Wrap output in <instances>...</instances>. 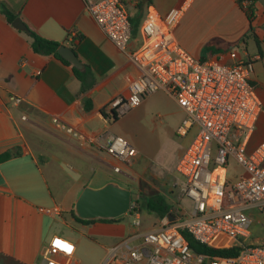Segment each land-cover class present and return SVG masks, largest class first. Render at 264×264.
<instances>
[{
	"label": "crops",
	"instance_id": "1",
	"mask_svg": "<svg viewBox=\"0 0 264 264\" xmlns=\"http://www.w3.org/2000/svg\"><path fill=\"white\" fill-rule=\"evenodd\" d=\"M131 21L139 22L127 54L120 52L98 27L85 9L84 0H0L18 14L26 26L39 36L69 47L75 46L79 60L94 74V85L85 93L73 74L72 67L52 55H40L32 49V37L10 24L0 6V154L19 151L20 156L0 164V264H42L43 252L51 238L64 236L54 225L39 217L64 218L79 227L77 238L69 237L76 246L74 264L81 240L87 242L91 258L96 245L101 251V264L107 251L136 231L117 222L77 221L71 215L78 192L85 186L99 188L120 179L129 185L151 174L147 167H135L141 152L130 164L122 165L96 146L80 144L51 122L58 117L89 137L105 130L112 132L118 122H106L102 111L118 95L128 92L139 75L128 53L143 44L141 24L150 10L164 17L182 8L174 28L178 44L195 58L221 57L226 64L259 56L255 62L252 84L263 103L251 147L264 143V6L254 4L255 33L258 48L249 36L250 22L238 0H123ZM73 34H78L75 39ZM253 45V49L251 46ZM22 99L19 104L10 96ZM86 100L91 109H86ZM26 119H22V117ZM183 120V119H182ZM113 133V132H112ZM151 172V173H149ZM99 183L100 186L95 185ZM118 183V182H117ZM58 207L54 217L45 209ZM29 208L19 220L5 212ZM44 208V209H42ZM59 221V220H57ZM64 223V220H60ZM68 239V238H67ZM41 244L34 255V247Z\"/></svg>",
	"mask_w": 264,
	"mask_h": 264
},
{
	"label": "built area",
	"instance_id": "2",
	"mask_svg": "<svg viewBox=\"0 0 264 264\" xmlns=\"http://www.w3.org/2000/svg\"><path fill=\"white\" fill-rule=\"evenodd\" d=\"M85 9L107 38L127 54L133 37L132 24L123 0H84ZM248 1L244 2L247 7ZM182 8L166 16L150 10L141 24L143 44L128 53L139 75L125 95L113 98L104 108V120L134 109L141 101L158 91L171 96L185 116L177 128L179 137L195 135L176 164L183 177L179 186L181 204L161 219V224L147 231H136L112 246L101 264H264V244L251 242L253 216L264 217V143L251 147L263 103L252 84L254 65L259 56L226 64L221 57L195 58L183 49L174 35ZM79 39L78 34H73ZM15 104L22 99L10 96ZM26 119V117H22ZM54 128L80 144L96 146L113 157L122 173V165L132 162L137 149L124 137L109 130L89 137L58 117H52ZM231 163L240 171L229 174ZM132 209V207H131ZM44 213L58 217V207ZM132 225L142 226L139 212L129 214ZM225 235L234 243L214 244ZM186 235L213 248L239 247L235 257L212 256L193 252ZM57 242H60L58 244ZM62 245H69L71 251ZM75 244L55 235L43 252L42 264H74Z\"/></svg>",
	"mask_w": 264,
	"mask_h": 264
},
{
	"label": "rangeland",
	"instance_id": "3",
	"mask_svg": "<svg viewBox=\"0 0 264 264\" xmlns=\"http://www.w3.org/2000/svg\"><path fill=\"white\" fill-rule=\"evenodd\" d=\"M253 49V45L251 46ZM185 113L183 109L176 103V101L164 91H158L145 97L140 104H138L130 112L124 116L119 117L118 122L112 127V132L115 135L124 137L132 145L136 146L141 152L135 167H147L151 174L140 178L136 182L130 181L129 185L120 179L115 180L122 186L134 193L143 197H148L155 193L163 194L172 207L176 204H181L185 207H190V202L182 198L179 192V186L183 182V177L175 170L176 164L183 155L185 149L189 145L196 130H193L186 137H179L177 135V128L180 125ZM130 164V163H129ZM125 165V164H123ZM229 174L235 171H240L236 164L231 163L228 168ZM95 185L100 186L99 183L94 182ZM44 209V208H42ZM4 214L11 217H16L18 220L23 214H31L29 208L5 212ZM141 229H153L161 224V219L155 215L141 212ZM45 223L54 225L58 232L64 233L65 238L79 235V227L73 223L68 216L64 218L39 217ZM61 219L64 223H61ZM255 224L252 226V236L249 239L251 242H259L264 244V217L260 215L253 216ZM133 218L127 214L124 217L126 226L133 229ZM231 245L233 240L225 235L218 236L214 244ZM87 242L81 240L79 246L80 264H99L101 258V251L94 245L96 254L91 258L90 250L87 248ZM41 244L36 245L33 249V254L39 251Z\"/></svg>",
	"mask_w": 264,
	"mask_h": 264
},
{
	"label": "trees",
	"instance_id": "4",
	"mask_svg": "<svg viewBox=\"0 0 264 264\" xmlns=\"http://www.w3.org/2000/svg\"><path fill=\"white\" fill-rule=\"evenodd\" d=\"M248 1L247 7L244 6V2ZM259 0H238L240 5L244 8L249 22H250V34L248 37L252 38L254 42L257 44L258 48L260 47V40L255 33V26H254V21H255V10H254V4L258 2ZM1 11L2 13L6 16L8 22L10 24L13 23L15 18L19 17L18 14H15L11 12L5 5L2 4L1 6ZM131 21V19H130ZM132 24V33L133 35H136L138 33L139 29V22H134L133 20L131 21ZM28 35H30L33 39L32 41V49L35 53L40 54V55H52L62 61L64 65L66 66H71L72 71L76 79H78L81 83V92L85 93L87 92L95 82V77L91 69L85 65V70L83 72L77 70L74 68L68 61H66L64 58H62L58 54V48L61 46L60 43L53 41V40H48L45 39L41 36H39L37 33L32 31L31 29L28 28ZM69 47L75 51V46L73 44L69 43ZM86 109L89 110L91 109V104L89 100H86ZM103 116H106V114L102 111ZM111 122H117L119 120V117L116 114H111L110 115ZM19 151H14V152H5L0 154V164L9 161L13 158H18L20 156ZM174 207L169 203L167 198L161 194V193H155L152 194L148 197H143L140 196L132 201V209L130 210L129 214L133 212H146L151 215H155L160 219H163L166 216L171 215V211L173 210ZM71 215L73 216L74 219L77 221L83 222V223H91L94 220H82L78 218L75 215L74 209L71 211ZM124 219V218H122ZM120 220H103V221H108V222H117L121 221ZM186 239L189 243V246L191 250L197 254H205V255H212V256H222V257H235L239 254L240 248L239 247H232V248H213L208 245L201 244L197 241H195L192 237L189 235H186Z\"/></svg>",
	"mask_w": 264,
	"mask_h": 264
},
{
	"label": "water",
	"instance_id": "5",
	"mask_svg": "<svg viewBox=\"0 0 264 264\" xmlns=\"http://www.w3.org/2000/svg\"><path fill=\"white\" fill-rule=\"evenodd\" d=\"M259 1L264 6V0ZM12 25L20 31L28 32V27L19 17L15 18ZM58 54L77 70H85L84 64L70 47L61 45ZM137 198V193L114 181L99 188L85 186L77 194L74 212L82 220H120L129 214L132 201ZM174 219L173 215H169L170 221Z\"/></svg>",
	"mask_w": 264,
	"mask_h": 264
},
{
	"label": "snow or ice",
	"instance_id": "6",
	"mask_svg": "<svg viewBox=\"0 0 264 264\" xmlns=\"http://www.w3.org/2000/svg\"><path fill=\"white\" fill-rule=\"evenodd\" d=\"M60 244V242H57ZM66 250L71 251V247L69 245H62Z\"/></svg>",
	"mask_w": 264,
	"mask_h": 264
}]
</instances>
